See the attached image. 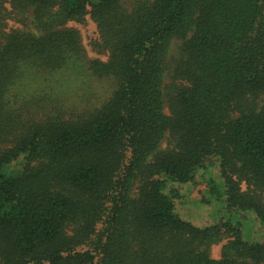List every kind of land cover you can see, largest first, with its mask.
Masks as SVG:
<instances>
[{
  "label": "trees",
  "instance_id": "1",
  "mask_svg": "<svg viewBox=\"0 0 264 264\" xmlns=\"http://www.w3.org/2000/svg\"><path fill=\"white\" fill-rule=\"evenodd\" d=\"M87 15L107 54L87 70L113 90L36 99L82 59L66 24ZM1 145L0 264H264L242 235L264 231V0H0ZM202 178L239 222L178 216L169 185Z\"/></svg>",
  "mask_w": 264,
  "mask_h": 264
},
{
  "label": "rangeland",
  "instance_id": "2",
  "mask_svg": "<svg viewBox=\"0 0 264 264\" xmlns=\"http://www.w3.org/2000/svg\"><path fill=\"white\" fill-rule=\"evenodd\" d=\"M6 23V29L33 30L29 15L25 16L24 21L9 19ZM66 28L74 29L78 33L81 46L80 56L82 59L74 62V66L69 65L60 71L48 73L47 82L32 83L29 89L32 94L36 95V99L38 100H41L47 94L52 98L61 97L59 101L72 109L99 105L109 96L114 86L110 80L97 78L87 70L88 62L92 60H107V54L99 51L98 47H96V43L99 41L96 24L87 15L82 22L71 21L67 23ZM179 44L180 41L176 39L171 41L168 57L176 53ZM168 81L169 78L166 75L164 82L168 83ZM33 89L37 90L33 92ZM164 112L168 113L166 106ZM165 145L166 140L164 139L160 144V148H163ZM3 147L5 145L0 146V148ZM215 174H217V171L214 167L212 175ZM203 180L202 178L193 183L169 185L170 188H175L179 194V196L173 198L175 211L178 216L198 227L213 224L219 219L226 220L229 218L232 222H239V218L233 214L234 212L231 210L228 212L226 209L225 197L221 187H219L217 194H210L207 191L208 189L206 190ZM249 216L252 217L251 215ZM242 224L244 239L264 241V231L259 228L260 226L247 222V226L244 228V223L242 222ZM250 228L256 229L255 231L258 232L257 237L253 238L251 236L254 235H248L251 230ZM226 240L227 238L211 246L210 254L212 258L217 259L220 257L221 246Z\"/></svg>",
  "mask_w": 264,
  "mask_h": 264
}]
</instances>
